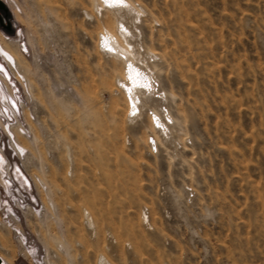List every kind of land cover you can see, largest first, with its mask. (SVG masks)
<instances>
[{"label": "rangeland", "instance_id": "rangeland-1", "mask_svg": "<svg viewBox=\"0 0 264 264\" xmlns=\"http://www.w3.org/2000/svg\"><path fill=\"white\" fill-rule=\"evenodd\" d=\"M0 2L4 264H264V0Z\"/></svg>", "mask_w": 264, "mask_h": 264}, {"label": "bare ground", "instance_id": "bare-ground-1", "mask_svg": "<svg viewBox=\"0 0 264 264\" xmlns=\"http://www.w3.org/2000/svg\"><path fill=\"white\" fill-rule=\"evenodd\" d=\"M16 17H18V16H16ZM19 20V19H18ZM22 21V20H21ZM19 22V21H18ZM22 22H24V20L22 21ZM25 23V22H24ZM22 24V23H21ZM23 25V24H22ZM1 33V32H0ZM1 34H0V40H1ZM102 37L105 39V41L107 42V44H108V46H110V47H112L113 49H114V52L115 53H117L116 55H117V57H119V58H122V56H124L125 57V59L127 58V61L126 62H131V63H133V59H132V54L130 53V50H128V48H126V47H124V46H122L120 43L119 44H116V43H114V41L113 40H116V38L114 37V35H112L111 33H109V32H107V33H104L103 35H102ZM4 40V39H3ZM3 40H1V41H3ZM105 41H104V43H105ZM113 41V42H112ZM117 41V40H116ZM4 42V41H3ZM7 44H9L8 42H6ZM10 45V44H9ZM0 48H2L4 51H6L8 54H10L15 60H16V62H17V60H18V58H19V55L20 54H18L17 53V51H12V50H10V48L8 47V45H6V44H2L1 42H0ZM14 48V47H13ZM134 67V66H133ZM133 68H131V69H129L128 70V72H127V76H128V79H129V77L131 76L132 77V80L131 81H133V82H135V80L137 79V74L135 73L136 72V70H135V68H134V70H135V72L132 70ZM138 71V70H137ZM138 73V72H137ZM140 75V74H139ZM131 81H129V82H131ZM129 84V83H128ZM127 83H126V85H128ZM135 84H137V83H135ZM142 84L141 83H138L137 85H134V86H132V87H134L133 88V91L130 93V91H128V93H129V95H130V97H131V100L133 101V103H135V100L137 99V98H135V96H136V94H137V92H138V90L140 89L139 88V86H141Z\"/></svg>", "mask_w": 264, "mask_h": 264}, {"label": "snow or ice", "instance_id": "snow-or-ice-1", "mask_svg": "<svg viewBox=\"0 0 264 264\" xmlns=\"http://www.w3.org/2000/svg\"><path fill=\"white\" fill-rule=\"evenodd\" d=\"M104 3H105L106 6H109V7L114 6V5L121 6V7H127L126 0H104ZM121 30L124 31V32H127V29L124 28L123 25H121ZM104 46H105V48H106V50L108 52H113L114 51V49L112 47L108 46V44H107L106 41H105ZM128 68L129 69L133 68V65L132 64H129L128 65ZM137 70H139V69H137ZM0 71H2V68H0ZM129 80L130 81L132 80V77L131 76L129 77ZM141 87L148 88L149 85H142ZM129 91H131L130 88H129ZM133 115H135V113H133ZM154 119H155V117H154ZM160 126L161 125L159 123H157V127H160Z\"/></svg>", "mask_w": 264, "mask_h": 264}, {"label": "built area", "instance_id": "built-area-1", "mask_svg": "<svg viewBox=\"0 0 264 264\" xmlns=\"http://www.w3.org/2000/svg\"><path fill=\"white\" fill-rule=\"evenodd\" d=\"M150 145H151V147H152L154 150H156L157 143L155 142V139H152V140H151ZM0 264H4V263H3V260L1 259V257H0Z\"/></svg>", "mask_w": 264, "mask_h": 264}, {"label": "water", "instance_id": "water-1", "mask_svg": "<svg viewBox=\"0 0 264 264\" xmlns=\"http://www.w3.org/2000/svg\"><path fill=\"white\" fill-rule=\"evenodd\" d=\"M0 8L1 10H6L5 6L3 5V3L0 2ZM0 25L3 26V23H2V17L0 16ZM8 28V27H7Z\"/></svg>", "mask_w": 264, "mask_h": 264}]
</instances>
